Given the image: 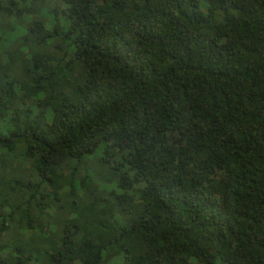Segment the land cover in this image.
I'll list each match as a JSON object with an SVG mask.
<instances>
[{"label": "trees", "instance_id": "obj_1", "mask_svg": "<svg viewBox=\"0 0 264 264\" xmlns=\"http://www.w3.org/2000/svg\"><path fill=\"white\" fill-rule=\"evenodd\" d=\"M264 264V0H0V264Z\"/></svg>", "mask_w": 264, "mask_h": 264}, {"label": "rangeland", "instance_id": "obj_2", "mask_svg": "<svg viewBox=\"0 0 264 264\" xmlns=\"http://www.w3.org/2000/svg\"><path fill=\"white\" fill-rule=\"evenodd\" d=\"M109 264H121L120 258H115L112 262Z\"/></svg>", "mask_w": 264, "mask_h": 264}]
</instances>
